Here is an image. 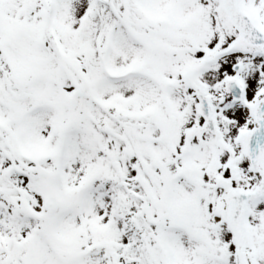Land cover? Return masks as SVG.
Instances as JSON below:
<instances>
[{
	"label": "snow or ice",
	"instance_id": "obj_1",
	"mask_svg": "<svg viewBox=\"0 0 264 264\" xmlns=\"http://www.w3.org/2000/svg\"><path fill=\"white\" fill-rule=\"evenodd\" d=\"M0 264H264V0H0Z\"/></svg>",
	"mask_w": 264,
	"mask_h": 264
}]
</instances>
